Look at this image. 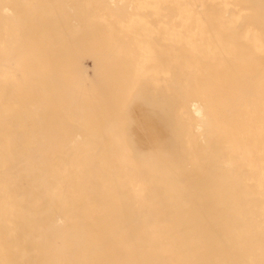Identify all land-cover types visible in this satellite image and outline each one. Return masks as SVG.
I'll return each instance as SVG.
<instances>
[{
  "label": "bare ground",
  "instance_id": "obj_1",
  "mask_svg": "<svg viewBox=\"0 0 264 264\" xmlns=\"http://www.w3.org/2000/svg\"><path fill=\"white\" fill-rule=\"evenodd\" d=\"M0 264H264V0H0Z\"/></svg>",
  "mask_w": 264,
  "mask_h": 264
},
{
  "label": "rangeland",
  "instance_id": "obj_2",
  "mask_svg": "<svg viewBox=\"0 0 264 264\" xmlns=\"http://www.w3.org/2000/svg\"><path fill=\"white\" fill-rule=\"evenodd\" d=\"M87 63H88V64H90V62H89V61H87ZM152 92H153V89H152Z\"/></svg>",
  "mask_w": 264,
  "mask_h": 264
}]
</instances>
